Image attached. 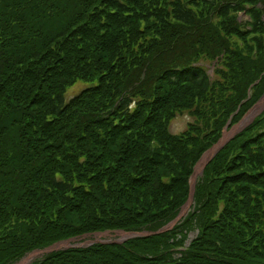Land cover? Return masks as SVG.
Instances as JSON below:
<instances>
[{
  "label": "trees",
  "instance_id": "16d2710c",
  "mask_svg": "<svg viewBox=\"0 0 264 264\" xmlns=\"http://www.w3.org/2000/svg\"><path fill=\"white\" fill-rule=\"evenodd\" d=\"M263 54L264 0H0V264L173 222L204 154L264 95ZM78 80L94 85L66 102ZM188 110L196 122L171 134ZM250 131L206 165L171 230L32 264H264Z\"/></svg>",
  "mask_w": 264,
  "mask_h": 264
},
{
  "label": "rangeland",
  "instance_id": "374dc122",
  "mask_svg": "<svg viewBox=\"0 0 264 264\" xmlns=\"http://www.w3.org/2000/svg\"><path fill=\"white\" fill-rule=\"evenodd\" d=\"M238 15H239L240 22L242 24H246V23L250 22V16L246 12H240ZM219 20H220V18L219 17H216L215 21H219ZM237 41H238V43L240 45L239 48H241L243 50V48H244L243 41L240 38H238ZM263 57H264V54H263ZM201 59L202 60H200V61L202 62V64H206L208 66L207 67L208 74L210 76H212V78H214V74H215L214 71L216 69L215 68V64H213L212 62H210V60L207 57H205V56L201 57ZM220 67L223 68L222 63L220 64ZM93 85L94 84L88 83L87 81H84V80H78V81H76L73 84V86L70 87L67 90V92L65 94V100H66V102L70 101L73 97L77 96L84 89H86L88 87H91ZM263 98H264V95H262V97L260 98V100H258V102L244 115V117L242 118V120L239 123H237V124H235L233 126H231V125L226 126V128L224 129V131H223V133L221 135V138L218 141V143L216 145H214L209 151H207L204 154V156L202 157L201 161L203 160V158L208 153L212 152V150H215L217 148L218 149L220 148L219 150L217 149L218 152H219L228 143L229 140L231 141V139H234L236 136H238L239 134H241L247 128H251V131L247 134V136H251V135H255L256 136V137H253L254 139H253V142H252L253 153H254V151H256L255 146H254V142L256 144H258V145L261 146V149L258 150V151H263L264 150L262 148V144H264V107L247 124L243 125V127H240L241 124L243 123V121L246 119V117L262 102ZM196 120H197L196 116H194L189 110L188 111H183L181 113H178L177 116L175 118H173L171 120V122H170L169 132L171 134H173V135H182L184 132H186L189 129V125L191 123H195ZM232 132H235V133H233L230 136V138L225 143H223V144L220 145V143L222 142V140L225 138V135L228 134V133H232ZM218 152L217 153L215 152L216 154L214 153L215 155L213 154L209 158V160L211 158L213 159L218 154ZM201 161L199 162V164L201 163ZM199 164L195 168V171H194V174H193V176H192V178L190 180V183H191V181L193 180V178H194V176L196 174L197 167L199 166ZM203 173H204V170H203ZM202 176H203V174L202 175H199L198 178L199 177H202ZM198 178H197L195 184L192 183V185L194 186V193H195V188H196V183L198 181ZM192 185H191V194H190L189 200L192 198L193 199V203H192V205L190 207V210H191V208L193 209V207H194V194L192 196ZM189 200L187 201V203L182 208L180 214L183 212V209L188 204ZM190 210L187 212V214L190 212ZM135 234L136 233H127V232H123V231H114V232H104V233L87 234L85 236H81V237L76 238V239H71V240L65 241V242H70L71 243L70 246L59 247V248H54L53 249L54 246H57L60 243H64V242H60V243H56V244L52 245L51 247H48V248H46L44 250H37V251H34V252L30 253V254H33L35 252H39V254H37L35 256L34 261H32L30 264H32V263H34V262L42 259L43 257H45L46 255H48L49 253H52V252H55V251L65 250V249L72 248V247L82 248V247H87V246L93 245L95 243H123L124 241H127L129 239L137 238V237H135ZM195 235H196V233L195 232H192L190 234V236H189V241L192 240L195 237ZM30 254H28L27 256H29ZM26 257H24L23 259H25ZM22 260H20L16 264H19Z\"/></svg>",
  "mask_w": 264,
  "mask_h": 264
},
{
  "label": "bare ground",
  "instance_id": "6f19581e",
  "mask_svg": "<svg viewBox=\"0 0 264 264\" xmlns=\"http://www.w3.org/2000/svg\"><path fill=\"white\" fill-rule=\"evenodd\" d=\"M264 107V98L262 100V102L246 117V119L243 121V123L241 124L240 127H243V125L247 124L262 108ZM235 133V132H232V133H228L225 135V138L222 140V142L220 143L223 144L225 143L229 138L230 136ZM219 145V146H220ZM218 147V146H217ZM218 149V148H217ZM212 150V152L208 153L204 158L203 160L201 161V163L199 164V166L197 167V171H196V174L192 180V183L195 184L197 178L199 175H201V172L203 170V167L204 165L207 163V161L209 160V158L216 152V150ZM193 203V199L191 198L188 202V204L185 206V208L183 209V212L182 214H185L187 213L189 210H190V207ZM70 242H64V243H60L58 244L57 246H54V248H59V247H65V246H70ZM39 254V252H35L33 254H30L29 256H27L25 259H23L19 264H30L32 261H34V258L35 256Z\"/></svg>",
  "mask_w": 264,
  "mask_h": 264
},
{
  "label": "water",
  "instance_id": "95a60500",
  "mask_svg": "<svg viewBox=\"0 0 264 264\" xmlns=\"http://www.w3.org/2000/svg\"><path fill=\"white\" fill-rule=\"evenodd\" d=\"M220 149V148H219ZM218 149V150H219ZM218 150L216 151V153L218 152ZM215 153V154H216ZM214 154V155H215ZM212 159V158H211ZM210 159V160H211ZM210 160H208V162L210 161ZM208 162L204 165V167H203V170H204V168H205V166L208 164ZM203 170H202V172H201V175L203 174ZM191 185H192V181H191ZM193 194H194V186L192 185V196H193ZM185 215H187V213H185V214H180L173 222H171L168 226H166V227H164V228H162V229H160L159 231H157V232H140V233H136L135 234V237H149V236H154V235H159V234H162V233H164V232H167V231H169L170 229H172L173 228V226L175 225V224H177Z\"/></svg>",
  "mask_w": 264,
  "mask_h": 264
}]
</instances>
